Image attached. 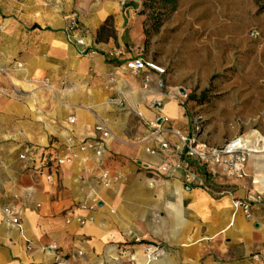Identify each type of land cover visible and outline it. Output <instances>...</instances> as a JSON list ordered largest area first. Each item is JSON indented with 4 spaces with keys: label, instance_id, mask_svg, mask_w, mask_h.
Listing matches in <instances>:
<instances>
[{
    "label": "crops",
    "instance_id": "1",
    "mask_svg": "<svg viewBox=\"0 0 264 264\" xmlns=\"http://www.w3.org/2000/svg\"><path fill=\"white\" fill-rule=\"evenodd\" d=\"M142 9L141 0H0V264H264V150L249 147L243 178L202 164L207 187L158 170L161 142L178 143L168 130L191 135L199 123L163 73L127 66L146 59ZM73 14L86 46L67 37ZM98 122L113 134L102 157L80 149L98 142ZM236 199L251 202L250 216ZM149 244L160 246L157 260Z\"/></svg>",
    "mask_w": 264,
    "mask_h": 264
},
{
    "label": "rangeland",
    "instance_id": "2",
    "mask_svg": "<svg viewBox=\"0 0 264 264\" xmlns=\"http://www.w3.org/2000/svg\"><path fill=\"white\" fill-rule=\"evenodd\" d=\"M143 53L180 97L207 98L189 100L207 141L264 137V0H179Z\"/></svg>",
    "mask_w": 264,
    "mask_h": 264
},
{
    "label": "built area",
    "instance_id": "3",
    "mask_svg": "<svg viewBox=\"0 0 264 264\" xmlns=\"http://www.w3.org/2000/svg\"><path fill=\"white\" fill-rule=\"evenodd\" d=\"M81 28L79 26L77 17L75 14L69 17V23L67 26V37L71 42H75L80 46H86V41L83 35L80 33ZM127 66L134 72H142L148 69H154L159 73H165V70L155 64L152 61H148L144 57L140 56L138 58L131 59L127 62ZM0 70L6 74L3 68ZM150 75H145V86L149 84ZM76 118H71L72 122H75ZM96 130L100 132L101 137L97 143H87L84 142L80 145L81 150L94 149L98 157H102L106 152V141L113 137L111 130L102 122H98L95 126ZM201 129V124L195 127V132L191 135H184L176 129H169L168 131L173 134L177 139V144H172L168 141H162L161 153L163 155V162L159 165L158 170L162 174L167 176H174L178 172L183 173V180L186 184L198 187H207L206 180L199 171L202 164H208L210 162L220 165L223 170L228 174H232L237 178H243L246 176V170L244 164L248 161L251 151L246 143L244 135H239L233 137L226 141L221 146H215L208 144L206 142L200 141L198 138V131ZM156 133L164 132L161 125L155 126ZM74 138L69 137V144L73 143ZM149 152L157 153L159 152L156 148H149ZM21 158H26V154H22ZM65 157L58 159L59 164H64L66 162ZM47 179L52 180L53 174L47 173ZM109 173L107 171L102 172L101 178L103 181L107 182ZM263 195H258L255 201H261ZM96 204L90 206L94 208ZM234 206L236 208H241L243 212L247 215H251V202L247 200L236 199L234 201ZM5 214L8 217V221L12 224H19V218L15 216L14 211L11 208H5ZM84 223V220H81ZM136 241H140L136 238ZM52 249H57L58 244L53 243L51 245ZM162 255L161 248L157 244H149L146 247V257L149 261L157 260ZM60 260V256L56 257Z\"/></svg>",
    "mask_w": 264,
    "mask_h": 264
},
{
    "label": "trees",
    "instance_id": "4",
    "mask_svg": "<svg viewBox=\"0 0 264 264\" xmlns=\"http://www.w3.org/2000/svg\"><path fill=\"white\" fill-rule=\"evenodd\" d=\"M141 2L143 13L147 14V19L145 21V34L148 40L152 34L160 29L164 18L169 13H172L176 10L179 0H141ZM109 22L110 18L107 20L105 25L102 26L101 31L106 29V26L109 24ZM189 100L206 101L207 98L203 96L199 99L196 95L192 94L189 97Z\"/></svg>",
    "mask_w": 264,
    "mask_h": 264
},
{
    "label": "bare ground",
    "instance_id": "5",
    "mask_svg": "<svg viewBox=\"0 0 264 264\" xmlns=\"http://www.w3.org/2000/svg\"><path fill=\"white\" fill-rule=\"evenodd\" d=\"M249 147L257 150H264V137L255 136L253 132L244 136Z\"/></svg>",
    "mask_w": 264,
    "mask_h": 264
},
{
    "label": "water",
    "instance_id": "6",
    "mask_svg": "<svg viewBox=\"0 0 264 264\" xmlns=\"http://www.w3.org/2000/svg\"><path fill=\"white\" fill-rule=\"evenodd\" d=\"M181 92H182V93H185V90H184L183 88H181Z\"/></svg>",
    "mask_w": 264,
    "mask_h": 264
}]
</instances>
